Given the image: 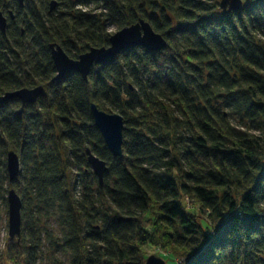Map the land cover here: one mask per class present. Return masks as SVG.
Returning a JSON list of instances; mask_svg holds the SVG:
<instances>
[{
	"label": "trees",
	"instance_id": "16d2710c",
	"mask_svg": "<svg viewBox=\"0 0 264 264\" xmlns=\"http://www.w3.org/2000/svg\"><path fill=\"white\" fill-rule=\"evenodd\" d=\"M10 1L0 95L44 91L20 116L18 99L0 104V196L14 189L22 202L5 264H33L44 243L67 251L70 264H144L140 247L166 244L174 264H264V0H242L225 15L217 0H143L152 10L139 17L137 0H81L104 12L71 6L64 19L49 10L52 0ZM140 19L164 49L127 48L92 66L87 81L76 72L54 79L50 44L76 59L109 45L106 25ZM91 103L121 115L122 157L104 145ZM86 149L106 163L102 184ZM8 151L22 166L13 181ZM52 221L57 235L47 231Z\"/></svg>",
	"mask_w": 264,
	"mask_h": 264
},
{
	"label": "water",
	"instance_id": "95a60500",
	"mask_svg": "<svg viewBox=\"0 0 264 264\" xmlns=\"http://www.w3.org/2000/svg\"><path fill=\"white\" fill-rule=\"evenodd\" d=\"M23 5V0H18ZM56 6V1L49 3V10L52 11ZM219 7L221 14L225 15L231 11H238L242 7V0H220ZM14 19L12 11H8L7 16L0 10V32L5 33L7 20ZM166 40L158 33L154 32L147 21L140 19L138 22L117 30L109 37L107 47H91L85 53L80 54L76 59H71L62 50L59 45L50 44V56L53 62L58 80L70 72L78 73L84 81H87L89 71L92 66L101 62L113 59L124 49L131 47H144L146 50L154 52L166 47ZM43 86L39 85L34 88H21L18 90L6 92L0 95V104L10 99L16 98L20 101L18 115H22L24 107L27 104H34L38 97L43 93ZM90 112L93 124L98 130L104 145L109 152L115 157H122V130L123 119L118 113H107L91 103ZM87 162L92 169L93 174L102 184L103 175L107 169L105 161L95 156L89 149L85 150ZM6 170L9 181H13L21 170V165L17 153L8 151L6 154ZM8 204V236L10 239L17 238L21 232V208L22 202L19 195L14 189H9L6 195ZM144 264H165L161 258L153 255L145 259Z\"/></svg>",
	"mask_w": 264,
	"mask_h": 264
},
{
	"label": "rangeland",
	"instance_id": "374dc122",
	"mask_svg": "<svg viewBox=\"0 0 264 264\" xmlns=\"http://www.w3.org/2000/svg\"><path fill=\"white\" fill-rule=\"evenodd\" d=\"M51 0H46V3L48 4ZM56 1V6L54 8V17L56 16L58 19H60V17L62 19H64L65 16V9H70L71 6H74V9H79L82 11H87L90 12V10H92V14H96V15H100V13L104 12V9H101V2H98V4H96V2H88V4L86 5H82L81 3H79V1L81 0H55ZM38 1L37 0H25L24 3H26L25 5L29 4H36ZM139 6L135 7L134 11L137 13V17L141 16V12L140 9L143 8L145 13H150V11L152 9H149V7H147V5H143V0H137ZM219 2L220 0H217V10L216 11H221L220 7H219ZM158 5V4H157ZM69 6V7H68ZM6 8V9H5ZM13 9L16 12V3L13 1H4L2 3V5L0 6V9L3 10L4 12H6L9 9ZM148 15V14H147ZM118 29V27L115 24H108L106 25V31L109 34H113L114 32H116ZM63 158L68 159L69 163H71L72 165V158L67 157L65 154H63ZM65 163V161H64ZM75 163V160H74ZM22 168V166H21ZM76 168V166L72 167V169H65V173L68 177V179L70 180L72 178V176L74 177V175L76 173H78V170H74ZM91 173L92 169L89 166L88 168ZM21 171V170H20ZM80 172V171H79ZM86 172V171H84ZM79 180V178H78ZM81 180V179H80ZM79 183L76 184V191L79 192V190L81 189V184L84 183L83 180L80 181ZM4 187L6 185L3 184ZM4 199V200H3ZM186 204L184 203L185 209L187 210L188 213H192L195 217V220L197 222H202L203 221V217L204 215L201 214L198 210V206L195 204L192 206L191 202H187L185 201ZM192 207V208H191ZM52 230L53 234H58L57 233V227L55 226L54 221L49 223V228H48V232ZM43 235V232L41 233ZM44 237V236H43ZM8 204H7V199H6V195L4 198H2L0 196V264H5L4 258L6 257V253H7V243H8ZM167 245V246H166ZM165 246H153V245H147L144 247H140V252L143 255V263L145 262V259L148 256H155L157 258H161L165 261V258H169L166 255H172V250L173 247H170L168 244H166ZM169 251V252H168ZM171 251V253H170ZM180 261V259L174 261L175 264H178V262ZM33 264H70V255L67 251L65 250H51V248H49V245L46 246V243H44V247H41L38 250V256L36 257V260ZM165 264H174L173 261H168L165 262Z\"/></svg>",
	"mask_w": 264,
	"mask_h": 264
},
{
	"label": "flooded vegetation",
	"instance_id": "af4514ba",
	"mask_svg": "<svg viewBox=\"0 0 264 264\" xmlns=\"http://www.w3.org/2000/svg\"><path fill=\"white\" fill-rule=\"evenodd\" d=\"M17 1H18V0H17ZM8 11H12L13 14H14V12H15L14 10L9 9V10L6 11V14L4 13L6 16H7Z\"/></svg>",
	"mask_w": 264,
	"mask_h": 264
}]
</instances>
